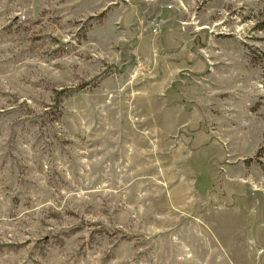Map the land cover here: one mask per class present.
<instances>
[{"label": "rangeland", "instance_id": "obj_1", "mask_svg": "<svg viewBox=\"0 0 264 264\" xmlns=\"http://www.w3.org/2000/svg\"><path fill=\"white\" fill-rule=\"evenodd\" d=\"M0 264H264V0H0Z\"/></svg>", "mask_w": 264, "mask_h": 264}]
</instances>
